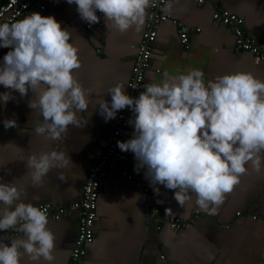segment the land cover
Returning a JSON list of instances; mask_svg holds the SVG:
<instances>
[{
  "label": "crops",
  "instance_id": "1",
  "mask_svg": "<svg viewBox=\"0 0 264 264\" xmlns=\"http://www.w3.org/2000/svg\"><path fill=\"white\" fill-rule=\"evenodd\" d=\"M39 2L44 3L46 9H35L37 12L55 16L62 27L72 33L82 60V67L75 70V74L86 88L93 89V104L98 98L96 93L110 103L108 89L116 83L124 82L127 90L145 24L140 31L133 27L120 33L108 29L103 14L99 15L98 11L100 22L91 24L88 29L77 6L69 5L67 0ZM172 3L171 11L166 12L169 18L160 23L153 43L145 84L159 82L165 72L181 74L194 68L205 73L206 82L218 75L238 71L252 72L264 79V60L236 47L234 29L239 24L246 36L264 44V0H208L203 5L193 0H172ZM219 9H227L242 21L226 24L215 20L213 14ZM181 28L190 30L188 45L180 40ZM10 50L0 47V64ZM143 91L144 88L136 97ZM4 92H11L13 99L7 104L0 100V182L15 180L21 188H26L22 197L25 202L40 206L49 201L70 206L80 198L88 170L101 156L100 143L111 138L118 123V112L114 119L105 122L99 105H90L86 112L79 114L80 128L69 126L63 139L49 141L34 133L40 117L28 107L34 95L31 90L22 97L18 91L0 85V93ZM5 119H14L17 126L6 129ZM133 134L134 125L129 123L127 140L133 138ZM51 150L67 152L72 162L63 170L53 169L45 177V185L34 188L30 175H26V161L22 160L31 153ZM123 158L136 160L131 151L123 152ZM246 167L247 173L213 215L196 206L194 194L192 200L181 207L174 199L173 190L151 185L153 189H160L164 217L189 218L196 209L203 213L194 223L178 229L167 224L158 229L149 221L150 209L145 205L142 183L122 177L105 179L98 197L95 237L88 246L83 264H264V170L256 172L251 165ZM60 171L66 182L58 179ZM35 196H39V200H35ZM77 216L78 213H72L58 220L49 219L48 227L57 237L52 264H70L78 231ZM19 235L18 232L0 231V237ZM6 242L10 243V239ZM22 264L34 262L25 256ZM39 264L48 262L41 260Z\"/></svg>",
  "mask_w": 264,
  "mask_h": 264
},
{
  "label": "clouds",
  "instance_id": "2",
  "mask_svg": "<svg viewBox=\"0 0 264 264\" xmlns=\"http://www.w3.org/2000/svg\"><path fill=\"white\" fill-rule=\"evenodd\" d=\"M161 2L162 10L170 12L172 0ZM67 3L76 5L80 18L88 24L100 22L99 11L108 29L126 33L133 27L142 29L147 10L155 7L157 0ZM0 47L11 49L0 64V85L22 97L30 90L34 94L28 107L40 117L36 136L49 141L63 139L69 126L81 127L79 114L90 105H99L105 122L130 108L133 138L118 141V148L134 154L136 170L146 169L150 185L173 190L181 207L194 194L199 209L216 214L247 173V165L256 172L264 170V79L252 72L218 75L207 82L201 69L165 72L159 82L146 83L138 97L127 94L126 84L119 82L108 89L110 103L96 93L93 104V89L86 88L75 74L82 60L72 33L55 16L34 12L0 23ZM11 99V92L0 93L5 104ZM3 124L6 129L17 126L14 119H5ZM22 161H26V175L34 188L43 187L53 169L63 170L72 162L67 152L58 150L31 153ZM58 179L66 182L63 171ZM154 191L159 194L160 189ZM25 192L15 180L0 182V231L20 234L0 237V264H22L25 256L34 264L41 260L52 264L57 237L48 227V210L25 202Z\"/></svg>",
  "mask_w": 264,
  "mask_h": 264
},
{
  "label": "built area",
  "instance_id": "3",
  "mask_svg": "<svg viewBox=\"0 0 264 264\" xmlns=\"http://www.w3.org/2000/svg\"><path fill=\"white\" fill-rule=\"evenodd\" d=\"M193 1L201 5L208 2V0ZM162 8L163 3L161 0H157L155 7L149 8L142 37L137 45L135 60L126 90L127 94L134 98L145 84V72L150 66L153 43L157 38L160 23L169 18V15ZM35 9L43 11L46 9V5L40 3L39 0H4L0 3V23H11L22 19L26 15L37 12ZM99 15H102V13L99 12ZM213 17L215 20L226 24H235L242 21V18L227 9L216 10ZM238 25L234 26L237 35L236 47L251 51L260 60H264V44L255 38L246 36ZM86 27L90 29L92 25L87 23ZM189 33L190 30L188 28L179 30L180 40L185 45L189 43ZM132 115L133 112L130 108L118 111V123L113 129L109 141L100 143L103 149L101 156L90 166L83 183L82 194L78 200L68 207L55 205L49 201L40 204V207L47 208L49 219L58 220L66 215L78 213V231L71 250L70 264H83L88 252V246L94 240V223L97 219L98 197L102 183L107 178L122 177L142 183L145 205L150 209L151 217L149 221L158 229L162 228L164 224L173 229H178L194 223L199 216L203 215L199 209H196L194 215L189 218L177 215L164 217L162 215L163 203L161 197L151 187L150 180L145 176L144 168L137 171V160H125L123 151L118 148V141H127V127Z\"/></svg>",
  "mask_w": 264,
  "mask_h": 264
}]
</instances>
